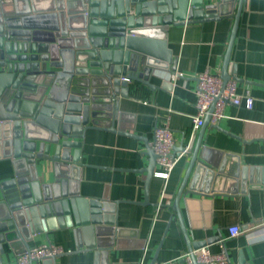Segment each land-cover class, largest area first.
<instances>
[{
  "label": "water",
  "instance_id": "obj_1",
  "mask_svg": "<svg viewBox=\"0 0 264 264\" xmlns=\"http://www.w3.org/2000/svg\"><path fill=\"white\" fill-rule=\"evenodd\" d=\"M232 1L0 0V161L10 159L14 170V176L0 177V254L6 241L21 240L20 254L34 235L61 227L71 230L77 251L93 253V264H109L110 250L127 230L116 226L119 201L81 194L80 139L88 130L104 129L144 140L148 163L138 171L146 173L147 202L157 154L149 138L124 130L121 98L143 85L153 89L155 71L181 76L168 46L169 28L229 17ZM243 3L238 0L234 13L224 83L241 80L228 67ZM208 125L223 131L208 114L188 144L174 148L190 157L181 189L194 171L192 193H206L199 179L219 168L203 145ZM254 170L234 162L230 173L252 180ZM183 230L189 252L217 240L191 242ZM56 258L42 264H57Z\"/></svg>",
  "mask_w": 264,
  "mask_h": 264
},
{
  "label": "crops",
  "instance_id": "obj_2",
  "mask_svg": "<svg viewBox=\"0 0 264 264\" xmlns=\"http://www.w3.org/2000/svg\"><path fill=\"white\" fill-rule=\"evenodd\" d=\"M237 5L238 0H233V13L219 21L169 28L168 46L177 58L176 70L181 76L155 71L150 77L153 89L143 85L129 98H121L126 132L149 138L151 146L154 128L168 125L177 147L188 144L197 132L192 121L196 75L205 70L221 73ZM228 72L241 79L237 80L238 93H249L254 104L247 108L244 103H227L226 117L217 124L223 131L206 127L203 145L212 150L219 166L199 179L198 186L206 193L188 191L194 171L181 189L190 157L174 152L179 160L170 177L165 180L154 174L146 202V173L138 171L148 163L144 140L104 129L88 130L80 139L84 164L79 172L81 194H107L109 200L119 201L116 226L127 230L110 250L109 264H151L155 255V263L186 264L182 256L189 250L183 225L191 242L217 238L205 246L213 252L225 250L233 264H264V0H244ZM234 162L255 168L252 180H243L242 174L234 177L230 173ZM12 176L11 160L0 161V177ZM233 225H239L243 233L230 236ZM39 243L62 247L57 264H93V253L77 251L68 228L49 229L29 242L30 246ZM23 247L21 240L13 245L4 242L0 264H16V251Z\"/></svg>",
  "mask_w": 264,
  "mask_h": 264
},
{
  "label": "built area",
  "instance_id": "obj_3",
  "mask_svg": "<svg viewBox=\"0 0 264 264\" xmlns=\"http://www.w3.org/2000/svg\"><path fill=\"white\" fill-rule=\"evenodd\" d=\"M174 78L176 74L172 75ZM198 79L196 87V112L192 117L193 131H198L203 126L205 118L210 114V124L217 125L226 117L225 107L227 103L241 105L252 108L254 98L249 94L242 95L237 91V81L234 79L224 83L220 72L205 70L196 75ZM213 105V110L210 108ZM176 138L173 130L168 125H158L154 128L151 147L157 154L156 169L154 174L168 180L175 168L179 156L174 154ZM182 154V153H181ZM180 154V155H181ZM239 225L229 227L230 236H236L243 233ZM63 253L61 246L52 243H39L30 246L28 250L16 255V264H41L45 259L57 256ZM195 256L198 264H233L225 250L213 252L208 246L185 252L182 256L186 264H194L192 256ZM155 264H166L163 262Z\"/></svg>",
  "mask_w": 264,
  "mask_h": 264
}]
</instances>
